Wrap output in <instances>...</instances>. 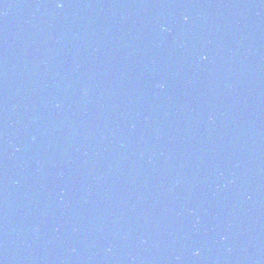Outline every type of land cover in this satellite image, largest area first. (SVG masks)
<instances>
[{"label":"water","instance_id":"obj_1","mask_svg":"<svg viewBox=\"0 0 264 264\" xmlns=\"http://www.w3.org/2000/svg\"><path fill=\"white\" fill-rule=\"evenodd\" d=\"M0 264H264V0H0Z\"/></svg>","mask_w":264,"mask_h":264}]
</instances>
